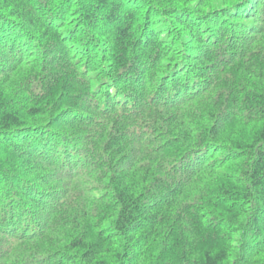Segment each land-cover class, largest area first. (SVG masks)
<instances>
[{
	"label": "trees",
	"instance_id": "trees-1",
	"mask_svg": "<svg viewBox=\"0 0 264 264\" xmlns=\"http://www.w3.org/2000/svg\"><path fill=\"white\" fill-rule=\"evenodd\" d=\"M0 264H264V0H0Z\"/></svg>",
	"mask_w": 264,
	"mask_h": 264
}]
</instances>
